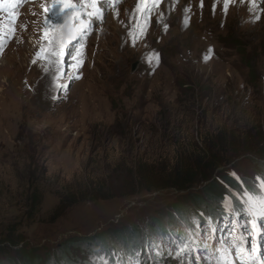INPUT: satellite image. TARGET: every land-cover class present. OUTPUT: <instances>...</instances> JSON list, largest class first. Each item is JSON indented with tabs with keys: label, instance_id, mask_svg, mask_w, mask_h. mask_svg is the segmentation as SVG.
<instances>
[{
	"label": "rangeland",
	"instance_id": "obj_1",
	"mask_svg": "<svg viewBox=\"0 0 264 264\" xmlns=\"http://www.w3.org/2000/svg\"><path fill=\"white\" fill-rule=\"evenodd\" d=\"M13 4L0 0V229L12 226L23 250L0 252V264H20L23 252L37 264H107V254L122 264L120 250L125 264H223L210 237L227 244L217 228L264 182L251 149L264 123V0H110L89 21L83 12L54 20L52 45L51 4ZM185 79L192 83L180 87ZM215 135L221 165L204 171L196 142ZM28 155L59 184L93 176L115 187L137 159L165 169L185 161L180 173L192 181L60 212L43 189L29 216L7 203ZM198 206L218 213L196 222ZM153 227L164 232L155 238ZM65 241L68 261L58 257Z\"/></svg>",
	"mask_w": 264,
	"mask_h": 264
},
{
	"label": "trees",
	"instance_id": "obj_2",
	"mask_svg": "<svg viewBox=\"0 0 264 264\" xmlns=\"http://www.w3.org/2000/svg\"><path fill=\"white\" fill-rule=\"evenodd\" d=\"M187 84L192 83V79L190 81L181 80L179 81V86L182 85L186 86ZM191 90V89H189ZM257 132L255 135L251 136L255 138L254 143L251 146V149L254 150L260 157L261 161L264 163V123H260L257 127ZM197 139V138H196ZM223 139L222 135H215V137L206 136V139L201 136L200 141L196 142V149H198V162H202V168L204 171L209 170H215L218 166L221 165L219 157H214L215 153V147L217 146L214 142V140L221 141ZM229 149V150H228ZM235 151L236 149L226 148L225 150H221L220 152H229V151ZM182 154V153H181ZM179 158H181L180 154ZM19 157V156H18ZM177 159L175 158V163L177 164ZM21 161H23V170L21 172L16 171L17 175V181L15 182L14 190L7 188V203L10 206L18 205L22 210L23 208L26 209L30 215H34L35 211H37L39 203L41 201V191L43 189H47L51 194H53L56 199V205L55 208L59 212L62 209H65L66 207L75 204L77 202H83V201H94V200H100V199H108L110 197L119 195L121 193L123 194H131L135 193L139 190H151V189H157V188H163V187H174L179 189H184L188 187V183L192 181V173L187 171V169L184 171V173H180L181 169L183 168V165L185 164V161L182 163H179V165H172L171 167H168V169L161 168V167H154L150 164L140 162L139 159L135 160V162H132V171L131 173L124 174L127 175L126 178L122 179L121 184H118L114 187L112 183L106 182L104 180H97L93 176H80L79 179H73L70 182L60 183L59 184V177L54 178V180L51 181V176H46L45 167H37L33 165V158L28 155L25 158H23ZM146 161V160H145ZM208 161V162H207ZM208 164H204V163ZM201 164V163H200ZM220 164V165H219ZM264 165V164H263ZM199 166V165H198ZM215 168V169H213ZM15 169V167H14ZM202 169V170H203ZM189 170V168H188ZM264 170V169H263ZM58 180V181H57ZM57 184H55L56 182ZM53 183V184H52ZM59 184V185H58ZM52 185V186H51ZM13 190V191H12ZM196 201V200H194ZM199 203V202H198ZM199 209V214H201V217H198V213H195L197 215L194 220L196 222L201 221L204 219L205 213L203 211L207 212V216L209 215H216V212H212L210 209L207 210H201L200 206L197 207ZM175 212L179 213L183 211L181 208H175ZM199 218V219H198ZM181 220V219H180ZM157 223V222H156ZM173 223V222H171ZM176 223V222H174ZM173 223V224H174ZM160 225V224H159ZM175 225V224H174ZM195 225V224H194ZM155 226V225H154ZM179 226V223L177 224ZM176 226V227H177ZM153 236L157 238L158 236L162 235L164 231H160V229H157V227L152 228ZM22 242V237L19 233H16V231L12 228V226H7L3 224L0 229V252H6L9 248H19V251L22 252V246H20ZM102 242V245L105 244L104 240H100ZM66 241L63 244L58 245V257H60L63 260L68 261L69 259L66 256L67 249L65 246ZM92 243H87V248L91 247ZM146 246V243L144 244V247ZM138 254L140 255V252L143 251V246L138 248ZM127 250L123 251L120 250V252H116V257L119 261L123 262L122 264H125V261L127 259L128 253H126ZM23 259L21 260L20 264H37L39 263V258L34 254L23 252L22 254ZM106 263L107 264H115L110 262V256L107 254ZM131 258V257H130ZM46 264V263H43Z\"/></svg>",
	"mask_w": 264,
	"mask_h": 264
},
{
	"label": "snow or ice",
	"instance_id": "obj_3",
	"mask_svg": "<svg viewBox=\"0 0 264 264\" xmlns=\"http://www.w3.org/2000/svg\"><path fill=\"white\" fill-rule=\"evenodd\" d=\"M19 2H25V0H19ZM103 2V0H101ZM92 8H96V3H92L90 5ZM11 7L15 8L16 5L13 4ZM43 7V5H42ZM82 9V5H80L76 0H65L64 7L62 8L59 3H52L49 7L45 8L46 15V29H45V38H48V27H51L53 30L58 26V24H54L53 21H58L59 19H62L64 15H71L75 17L76 19L79 18V12ZM70 10V11H69ZM90 15H96V13H91ZM85 28H87V25H85ZM49 45H52L54 43V38H48ZM0 47H2V44H0ZM42 51H47V49H42ZM62 51L60 53L53 50L51 52V55H61ZM38 58H40L38 56ZM35 62V61H34ZM261 181H264V177L260 178ZM246 195V203L249 204L250 208H256L259 207L260 209V216L264 218V182L259 183L255 186V191H252L251 194H245ZM253 228L255 230V225H253Z\"/></svg>",
	"mask_w": 264,
	"mask_h": 264
},
{
	"label": "bare ground",
	"instance_id": "obj_4",
	"mask_svg": "<svg viewBox=\"0 0 264 264\" xmlns=\"http://www.w3.org/2000/svg\"><path fill=\"white\" fill-rule=\"evenodd\" d=\"M99 1H100V4H98V6H100V7H99V10H100V12H102L103 6H105V2H108V3H109L110 0H103V2H101V0H99ZM54 2H56V1H55V0H52V3H54ZM52 3H48V4H52ZM60 3H61V5L64 6V2H63V1H60ZM45 4H47V2H45ZM79 4H80V3H79ZM84 8H85V6L82 7V9H81L80 12H83V16H82V17H83V19H84V22H86V21H89L90 19L88 20V18H87V17H88V14H86V11H85ZM69 11H70V10H69ZM66 16H67V15H64L63 18H62V19H59L58 21L61 23L62 21L65 20ZM77 21H78V20H77ZM77 21H76V22H77ZM67 25H68V24H67ZM67 25L65 24V25L63 26V28L66 27ZM77 26H78V31H79V32H82V33H85V32H86V31H85V25H81V24L79 23V21L77 22ZM67 28H68V26H67ZM81 28H82V29H81ZM78 31H77V32H78ZM77 32H76V33H77ZM59 33H60V32H59ZM69 33H70V32H69ZM62 34L66 35V34H68V32H67V33H64V31H63ZM68 35H69V34H68ZM194 230H195V229H194ZM198 232H199V230H198ZM199 234H200V233L197 234V238H199L198 240H201ZM196 245H197V246H200V243H198L197 239L195 240V246H196ZM189 248H190V247H189Z\"/></svg>",
	"mask_w": 264,
	"mask_h": 264
},
{
	"label": "water",
	"instance_id": "obj_5",
	"mask_svg": "<svg viewBox=\"0 0 264 264\" xmlns=\"http://www.w3.org/2000/svg\"><path fill=\"white\" fill-rule=\"evenodd\" d=\"M136 63L134 62L133 64H131V66H130V69L132 70L133 68H134V65H135Z\"/></svg>",
	"mask_w": 264,
	"mask_h": 264
}]
</instances>
